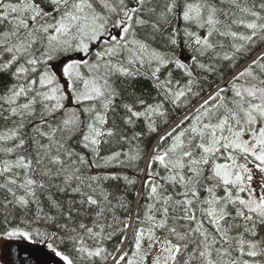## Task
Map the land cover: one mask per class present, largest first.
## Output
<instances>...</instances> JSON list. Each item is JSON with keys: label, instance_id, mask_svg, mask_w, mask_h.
Wrapping results in <instances>:
<instances>
[{"label": "snow or ice", "instance_id": "obj_1", "mask_svg": "<svg viewBox=\"0 0 264 264\" xmlns=\"http://www.w3.org/2000/svg\"><path fill=\"white\" fill-rule=\"evenodd\" d=\"M220 3L229 9L215 0H165L163 5L158 0H47L51 10L46 11L37 0H0V25H8L0 32V57H6L0 75L11 79L0 93V118L20 121L0 132V153L6 157L0 160V190L11 196L0 208L5 223L19 210L26 225L9 227L2 235L32 240L34 231L62 264H96L97 258L107 264L109 256L114 264L125 259L127 264H144L149 254L142 251L145 238L149 250L158 246L152 264H264V50L226 86H217L195 107L194 115L183 116L157 137L148 152L144 181L152 201L142 222L148 227L136 230L132 257L127 252L117 257L103 246L116 232L131 227L114 215L125 205L112 203V193L102 183L109 177L86 171L99 165L71 147L79 137L77 143L105 164L122 163V155L136 160L147 151L146 144L143 150L140 146L145 133L128 136L126 129L143 120L147 132L155 134L157 119L167 116L166 102L177 105L189 94L198 95L192 92L191 68L151 45L171 16L197 29L186 27L185 35L201 57L211 52L213 59L234 65L237 57L246 59L264 44V2ZM175 34L173 29L172 45ZM214 36L220 39L213 42ZM226 38L232 41L230 51L221 53L217 48L225 47ZM191 59L200 69L215 71L197 56ZM171 64L188 77L183 86L177 81L175 90L171 79L161 81L159 76ZM146 66L162 98L151 103L140 96L124 100L118 81L142 75ZM65 84L75 109H65ZM119 109L124 129L115 122ZM62 111L63 118L57 120ZM29 124L33 133L26 137L23 130ZM114 138L129 144V151L101 157V146ZM12 141L18 142L2 146ZM156 165L164 175L152 171ZM169 187L176 191L169 192ZM53 188L75 198L58 201L51 195ZM32 223L54 230H26ZM156 230L165 232L162 239ZM61 245L69 247L61 250Z\"/></svg>", "mask_w": 264, "mask_h": 264}, {"label": "trees", "instance_id": "obj_2", "mask_svg": "<svg viewBox=\"0 0 264 264\" xmlns=\"http://www.w3.org/2000/svg\"><path fill=\"white\" fill-rule=\"evenodd\" d=\"M5 3L9 2V0H4ZM11 2L16 3L17 0H11ZM158 2L163 5L165 0H158ZM217 5L224 10L229 9V5L227 3H220V0H215ZM249 3H252L253 0H248ZM256 4L264 2V0H254ZM37 3H40L42 7L45 8L46 11H50V7L47 5V0H37ZM233 11H235L233 9ZM222 20L224 19L223 14L220 17ZM230 22V21H229ZM8 25L5 23L4 25H0V32L6 30ZM188 28L189 31H197L194 26H190L186 24L182 19L178 18L176 15H173L169 18V22L162 26L161 31L156 33L155 39L151 41V45L153 48L158 49L160 52L167 54L169 57L180 58L183 63H186L193 72V79L195 83L192 85V92L198 93V95L189 94L186 98H182L181 101L177 105H173L170 102L165 103V109L167 111V116L165 118H158L157 124L159 125V131L155 134H151L147 132V129L144 125L143 120L137 122L134 128H127L126 132L128 136H132L133 132H144L145 135L140 140L141 149H144V145H147V151H142V155L140 158L136 160H128L123 155L119 158L122 163L112 161L107 164L104 163L102 159H97L93 157L92 153L83 149L77 141L79 137H76L71 142V147H73L78 153H81L86 156V158L90 162H94L98 164V167L87 168L89 174H97L100 176H107L109 179L102 181L104 187L112 193V203L118 204V202H122L124 207H117L115 209L114 215L117 220H127L131 227H129L125 232H116L110 240L104 241L103 246L106 248L107 252L114 254L118 257L119 254L123 252H127L128 257H132V251L134 250L135 245V232L136 230L144 227L145 229L148 227V224L142 223L145 220V212L147 210V205L152 201L149 199V187L144 185V181L148 179V164H149V155L148 152L151 150L152 145L156 141L159 135H162L165 131L171 128L174 124L178 123L179 120L188 114H195L194 109L197 105H199L204 99H207L209 94L214 92L217 86H226L230 80V78L239 72L243 67H245L250 60L255 58L257 54H259L262 50H264V44H260L259 47H255V51L251 53V55L247 56L246 59L237 57V61L233 65L230 61H223L221 59H213V53H209L206 56H199L198 53L194 51V45L191 43L190 39L185 35V28ZM234 30L238 32L247 33V30L243 27L233 26ZM173 29L176 30L175 39L176 44L172 45L169 42V37L173 32ZM143 34V33H142ZM199 34L203 36L205 34L204 30H200ZM219 37H213V42H215ZM223 43L225 47L223 49L217 48V51L223 53L225 51H230V44L232 43L230 38L223 39ZM99 46H94L92 51L93 53L97 50ZM187 56V59H183ZM197 56V60L199 62L210 64L214 66L215 71L209 72L203 69L198 68L192 61V56ZM75 57V56H74ZM6 57H0V62L3 61ZM142 75H139L134 78H129L124 81H118V86L124 92V100L131 101L135 96H140L146 99L149 103L154 100L162 98L160 95L161 89L155 87V82L150 77V69L146 66L141 69ZM169 73L171 76L169 77ZM160 80L164 81L167 79H171L172 86L175 90L176 82L179 81L180 85L183 86L187 83L188 77L185 75L182 69H177L175 64H171L169 66L163 67L161 72L159 73ZM63 81V80H62ZM61 81V82H62ZM11 82L10 75L4 74L0 75V93L4 91L5 86H7ZM63 83H65L63 81ZM66 88V84H65ZM227 95H231V92H227ZM66 99L64 101L65 109L71 110L75 109L77 106L74 104L72 100L71 92L67 91L66 88ZM187 101V103L185 102ZM119 103V101H118ZM123 115L122 109L118 110V114L115 117V122L117 125L124 129L125 126L122 124L120 117ZM64 116V112H60L57 114L56 119H62ZM167 119L168 123L165 124L163 121ZM19 119L8 120L5 121L3 118H0V132L8 128H13L17 124H19ZM35 123V122H33ZM190 123V121H189ZM46 130V129H45ZM23 132L26 137H31L33 133V126L29 124ZM149 136L151 137L149 139ZM18 141H12L7 144H3L2 146L11 147L12 144L17 143ZM46 142V141H42ZM135 143V142H134ZM170 143V141L166 142ZM166 146V145H162ZM130 145L127 143L118 142V138H114L108 144H103L101 146L100 156H110L113 152H128ZM23 150H20L16 153V155L21 154ZM34 156V152L32 153ZM3 153H0V160L5 159ZM8 159H15V156H9ZM159 170L161 175H164L162 169L159 168L158 165L152 168V171L155 172ZM21 175V179H22ZM40 177L37 176V179ZM3 177H0V182H2ZM131 180L133 183H128ZM56 183H59L56 181ZM176 191L169 187V192ZM18 194H22L19 192ZM222 194V193H221ZM51 195L54 199L67 202L71 198H75L72 196L70 192L68 193H60L57 192L55 188L52 189ZM11 199V196L8 195L4 190H0V202L5 199ZM45 203H47L45 201ZM24 213L17 210L12 217H10V223H5L4 221V212L3 209L0 208V235H2L5 230L9 227H16L19 225L20 227H26V225L22 222L24 219ZM28 217L31 218L32 213H27ZM108 221H112V216L108 217ZM171 223V222H169ZM117 227H122V225H117ZM39 228L41 231L48 230L52 231L54 229L47 228L44 223H32L30 225V229L26 228V230H35ZM155 235L159 238H163L165 235L164 231L156 230ZM261 235H264V230H261ZM33 239L26 240L28 243H31L35 246L44 247L46 250L50 251L47 247V243H42L38 238H35V233L33 231ZM122 237H126L124 243L121 244ZM146 238L142 241V251L148 252L144 264H148L155 256V252L148 249V245L145 242ZM61 250H67L69 246L61 245ZM190 250V249H189ZM54 254V253H53ZM96 264H104L99 258L96 260ZM107 264H114L113 256H109L107 260ZM123 264H127V259L123 262Z\"/></svg>", "mask_w": 264, "mask_h": 264}, {"label": "water", "instance_id": "obj_3", "mask_svg": "<svg viewBox=\"0 0 264 264\" xmlns=\"http://www.w3.org/2000/svg\"><path fill=\"white\" fill-rule=\"evenodd\" d=\"M6 256L15 264H62L58 258L41 247L13 244L6 248Z\"/></svg>", "mask_w": 264, "mask_h": 264}, {"label": "rangeland", "instance_id": "obj_4", "mask_svg": "<svg viewBox=\"0 0 264 264\" xmlns=\"http://www.w3.org/2000/svg\"><path fill=\"white\" fill-rule=\"evenodd\" d=\"M73 58H76V57H73ZM62 83H63V81H62ZM259 180H260V175H259V173H257L255 176V183L257 185L259 183ZM13 242H26V240L22 237L7 238L5 236L0 235V264H5L1 259V253H2L3 246L10 244V243H13ZM145 242L148 245L149 241L147 239L145 240ZM157 248H158V246L153 248L155 255L157 254ZM150 259L151 260L149 261L148 264H152V258H150ZM6 264H8V263H6Z\"/></svg>", "mask_w": 264, "mask_h": 264}]
</instances>
